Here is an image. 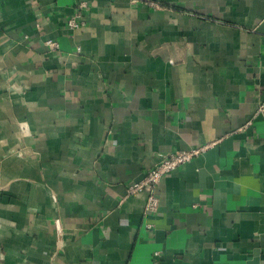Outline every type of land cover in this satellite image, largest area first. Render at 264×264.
Here are the masks:
<instances>
[{"label": "crops", "instance_id": "0c3cea01", "mask_svg": "<svg viewBox=\"0 0 264 264\" xmlns=\"http://www.w3.org/2000/svg\"><path fill=\"white\" fill-rule=\"evenodd\" d=\"M80 1L0 0V264H264V0Z\"/></svg>", "mask_w": 264, "mask_h": 264}, {"label": "built area", "instance_id": "2783aa9c", "mask_svg": "<svg viewBox=\"0 0 264 264\" xmlns=\"http://www.w3.org/2000/svg\"><path fill=\"white\" fill-rule=\"evenodd\" d=\"M131 4H145L152 8L160 9V4L154 0H130ZM88 9V3L84 0L77 5L76 12L70 16L66 21V26L70 30L79 28L85 24L84 11ZM79 50V47H77ZM256 115L264 117V99L258 105ZM202 149L192 148L189 150L175 151L163 156L155 165L146 170L142 179L132 182L126 187L125 196L133 195L144 191L146 193V200L144 205V213L152 214L158 210L159 198L156 193V188L161 178L169 174L179 165L189 161L196 156Z\"/></svg>", "mask_w": 264, "mask_h": 264}]
</instances>
